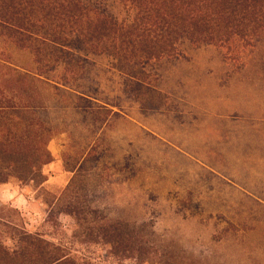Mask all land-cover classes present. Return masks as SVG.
Wrapping results in <instances>:
<instances>
[{
	"label": "rangeland",
	"instance_id": "1",
	"mask_svg": "<svg viewBox=\"0 0 264 264\" xmlns=\"http://www.w3.org/2000/svg\"><path fill=\"white\" fill-rule=\"evenodd\" d=\"M86 1L118 20L133 15L122 0ZM180 51L143 87L108 55H88L74 85L114 113L100 131V114L84 129L79 117L60 118L46 182L0 184V205L18 210L27 230L95 264H155L162 253L173 264H264V38L242 67L212 45L184 41ZM0 58L34 68L32 54L2 36ZM70 204L82 209L59 212ZM107 220L136 235L147 224L157 257L114 256L95 238Z\"/></svg>",
	"mask_w": 264,
	"mask_h": 264
},
{
	"label": "trees",
	"instance_id": "2",
	"mask_svg": "<svg viewBox=\"0 0 264 264\" xmlns=\"http://www.w3.org/2000/svg\"><path fill=\"white\" fill-rule=\"evenodd\" d=\"M122 2L133 12L129 20L86 0H0V36L28 50L34 63L32 70L21 69L0 58V184L41 186L47 180L48 144L60 118L65 124L79 117L84 129L87 117L96 113L101 115L98 131L106 126L112 109L74 85L88 55H108L131 84L143 87L157 79L163 60L181 55L184 41L196 48L215 46L226 62L242 67L246 53L264 38V0ZM92 148L71 172L81 168ZM81 209L70 204L59 212L75 216ZM146 226L136 235L129 224L107 220L98 225L95 238L114 256L154 259L159 250ZM160 255L155 264H173L171 256ZM0 264L95 263L27 230L18 210L0 205Z\"/></svg>",
	"mask_w": 264,
	"mask_h": 264
},
{
	"label": "crops",
	"instance_id": "3",
	"mask_svg": "<svg viewBox=\"0 0 264 264\" xmlns=\"http://www.w3.org/2000/svg\"><path fill=\"white\" fill-rule=\"evenodd\" d=\"M46 182V181H45ZM2 188H1V185H0V190H1Z\"/></svg>",
	"mask_w": 264,
	"mask_h": 264
}]
</instances>
